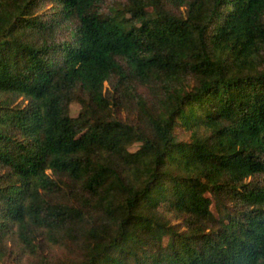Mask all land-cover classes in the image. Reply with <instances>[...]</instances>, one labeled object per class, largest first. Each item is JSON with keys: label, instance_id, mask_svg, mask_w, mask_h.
Wrapping results in <instances>:
<instances>
[{"label": "trees", "instance_id": "trees-1", "mask_svg": "<svg viewBox=\"0 0 264 264\" xmlns=\"http://www.w3.org/2000/svg\"><path fill=\"white\" fill-rule=\"evenodd\" d=\"M0 264H264V0H0Z\"/></svg>", "mask_w": 264, "mask_h": 264}, {"label": "rangeland", "instance_id": "rangeland-1", "mask_svg": "<svg viewBox=\"0 0 264 264\" xmlns=\"http://www.w3.org/2000/svg\"><path fill=\"white\" fill-rule=\"evenodd\" d=\"M71 109H72V113L75 114V113H77V111L79 109V105L78 104H72ZM212 210L216 213L215 205L212 206Z\"/></svg>", "mask_w": 264, "mask_h": 264}]
</instances>
